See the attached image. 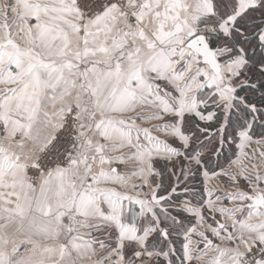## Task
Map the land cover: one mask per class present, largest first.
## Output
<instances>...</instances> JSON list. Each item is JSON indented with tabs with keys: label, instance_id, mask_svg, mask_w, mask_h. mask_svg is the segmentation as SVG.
<instances>
[{
	"label": "crops",
	"instance_id": "0c3cea01",
	"mask_svg": "<svg viewBox=\"0 0 264 264\" xmlns=\"http://www.w3.org/2000/svg\"><path fill=\"white\" fill-rule=\"evenodd\" d=\"M75 1L0 0V264H243L264 248V212L248 199L264 195V106L251 104L238 131L226 127L249 85L247 54L232 35L257 1L127 0L125 11L92 17ZM198 34L217 45L233 92L202 63L206 83L185 82L183 61L173 67L178 40ZM73 105L77 150L35 188L25 171ZM219 113V127L203 129L205 141L220 139L205 161L194 127L215 125ZM155 193L167 199L154 204Z\"/></svg>",
	"mask_w": 264,
	"mask_h": 264
},
{
	"label": "built area",
	"instance_id": "2783aa9c",
	"mask_svg": "<svg viewBox=\"0 0 264 264\" xmlns=\"http://www.w3.org/2000/svg\"><path fill=\"white\" fill-rule=\"evenodd\" d=\"M76 9L79 13L91 17L98 15L103 10L115 6L114 8L125 11L127 9V0H76ZM78 108L73 106L68 110L61 127L56 132L51 143L40 154L36 163L28 168V180L33 187H37L44 173L58 168H66L69 164L70 157L76 152L78 133ZM4 126L0 124V134ZM67 147V154L62 152L57 154L58 148ZM27 253V247L22 246L18 249L17 254L22 256ZM244 264H264V248L253 247L245 255Z\"/></svg>",
	"mask_w": 264,
	"mask_h": 264
},
{
	"label": "trees",
	"instance_id": "16d2710c",
	"mask_svg": "<svg viewBox=\"0 0 264 264\" xmlns=\"http://www.w3.org/2000/svg\"><path fill=\"white\" fill-rule=\"evenodd\" d=\"M259 7L256 8H251L249 9L246 13H244L241 17L238 18V20L236 21L235 24V29L233 31V40L235 39L238 45L242 46V48L244 49V43H246L248 40H252V42L255 44L254 46H252V48L254 49V54H258L259 59L256 60H252L251 57L248 59L250 64L253 66V68H251L249 65L248 70L247 68L243 71V73H241V77L243 78H247L249 79L251 82H253L252 85H248L246 87H242L240 90H238L237 92V97L236 100L233 102L232 105V113H231V117L229 118V122L227 125V131L228 130H239V128L243 127L246 125V122L249 118H251V114H253V110L250 107L251 104L257 103V104H261L264 106V93L262 97H259L257 95V91L259 89L264 88V85H262L261 79L257 82L253 81V76L258 75V76H262L264 78V40L262 41L260 38V35H262V33L264 32L263 30L260 31L257 34H252V36H249L250 32L254 29H259V28H264V11L263 8L261 9H257ZM261 10V11H259ZM263 12V13H261ZM254 15H256V17H258L259 15V19H256L254 17ZM256 30V31H257ZM249 33V34H247ZM212 42L213 47H217V45H215V43ZM251 68V69H250ZM257 73H255L257 70ZM249 73V74H248ZM260 73V74H258ZM260 76V77H261ZM257 79V77H255ZM248 91L253 92L254 96L249 95ZM250 103V104H249ZM221 114H219V118L217 119V123L212 127L213 130H216L219 127V123H220V119H221ZM240 116V118H239ZM233 117H236L237 120H235ZM235 122V124H234ZM261 123V121L258 119H255L254 123ZM221 124V123H220ZM217 125V126H216ZM205 126L199 125V127H194V137L195 140H199L201 142L200 134H204L203 129ZM211 127L209 129V134L213 131L211 130ZM237 131L235 134H237ZM206 134V133H205ZM216 135H214L212 138H214ZM236 137V135H235ZM236 139H234V143L236 142ZM205 142V140L203 141ZM233 142V141H232ZM233 146V145H232ZM231 146V147H232ZM226 151V152H224ZM233 151V147L231 149V152ZM222 153L224 154L221 158L222 160L220 161L221 163H224L228 160V156H229V150L227 149H223ZM224 159V160H223ZM219 163V162H218Z\"/></svg>",
	"mask_w": 264,
	"mask_h": 264
},
{
	"label": "rangeland",
	"instance_id": "374dc122",
	"mask_svg": "<svg viewBox=\"0 0 264 264\" xmlns=\"http://www.w3.org/2000/svg\"><path fill=\"white\" fill-rule=\"evenodd\" d=\"M257 1V6L256 7H259V8H257V9H261V8H263V11H264V0H256ZM14 4V3H13ZM7 6L8 7H11L12 6V3L11 2H8L7 3ZM115 6H111L110 8H107V9H105V10H103L101 13H103V12H105L106 10H108V9H116V8H114ZM255 7V8H256ZM259 11H261V10H259ZM101 13H99V14H101ZM261 13H263V12H261ZM92 16H95V15H92ZM91 16V17H92ZM254 17L256 18V19H259V15H258V17H256V15H254ZM257 29H253L251 32H250V34L249 33H247V34H249V36H252V34H254L255 32V34H257V33H259L260 31H264V28H259L257 31H256ZM180 41V42H179ZM182 41V42H181ZM234 41L236 42V40L234 39ZM224 42V41H223ZM223 42H221L220 43V45H222L223 44ZM171 44H173V43H169L168 44V46H170ZM178 44L180 45L179 47H178V52L180 51V53H177L176 55L174 54V52H176L177 50H176V45H175V47L172 49V50H170V52L169 53H171V54H173V55H175V58L176 59H178V64H174V68H177V69H179L180 68V70L182 69L181 67H183V65L185 66V67H187L186 69H188L187 71H184L185 73H184V81L186 82V78L187 77H196L199 81L201 80V82L202 83H206V77H207V73L205 72V70H204V68H202V66L200 65V63H201V61H200V58H198V57H195V56H190L189 57V51H188V49H186V47H185V41H184V39H179L178 40ZM232 46L234 45V43H232L231 44ZM255 44L252 42V40H248L246 43H244V51L246 52V54H247V58L249 59L250 57H251V59L252 60H258L259 59V56H258V54H254V49L255 48H252V46H254ZM263 50H264V48H263ZM168 51V50H167ZM197 58V59H196ZM181 61H183L182 62V64H181ZM249 61V60H248ZM185 63H187V64H189V65H187V64H185ZM249 65H251L250 64V62H249V64H248V66H247V70H248V67H249ZM251 68H253V66L251 65L250 66ZM250 68V69H251ZM258 71H260L259 69L255 72V73H257ZM201 73H203V74H205L204 76H201ZM249 74V73H248ZM258 74H260V73H258ZM261 76V75H260ZM258 76V75H256L255 74V76H253L252 78H253V81L254 82H258L260 79H261V84L262 85H264V78L261 76ZM255 77H257V79L255 78ZM241 78H243V77H241ZM247 79V78H246ZM248 80V82H249V85H252L253 84V82H251L249 79H247ZM227 81H229V82H231L232 84H236L237 82H239L240 81V79L238 80H236V81H234V80H230L229 79V77H227ZM188 83V82H187ZM187 86H189V85H187V84H185L184 86H183V90H184V93H185V95H187V91H186V87ZM193 90L195 89V87H193L192 88ZM193 90H191V91H193ZM248 93H249V95H251V96H254V94H253V92H251V91H248ZM263 93H264V88H262V89H259L258 91H257V95L259 96V97H262L263 96ZM191 95H187V97H190ZM206 98H208V96L206 95L205 96ZM185 99H186V96H185ZM211 100V99H210ZM209 103V102H208ZM250 104V103H249ZM78 108L77 107V105H73V108ZM223 107V106H222ZM208 107H206L205 108V110L207 109ZM209 109L210 108H208L206 111L208 112L209 111ZM79 111V110H78ZM220 114V113H219ZM221 115H222V113H221ZM222 117V116H221ZM235 120H237L236 119V117H233ZM239 118H240V116H239ZM1 121V120H0ZM234 124H235V122H234ZM206 128H209L210 129V127H204V129H206ZM4 129H6V127H5V125H4ZM208 129V130H209ZM211 130H213L212 129V127H211ZM203 132V131H202ZM1 134H3V133H1ZM0 134V135H1ZM206 135L207 134H200V139H201V142H203L204 140H206ZM76 139H77V145H78V140H79V137H78V133L76 134ZM226 139V138H225ZM172 140L170 139L169 140V142H171ZM219 141H220V139L218 140V137L217 138H212V140L210 139L209 141H205L204 142V144H206L204 147H205V149H204V154H203V156L201 157V159L202 160H205V161H208L210 158H211V156H212V154H213V152H214V149L215 148H217V146H218V143H219ZM224 141V140H223ZM197 142H200L199 140H197ZM78 147V146H77ZM58 152H57V154H61L62 152H65L66 154H67V147H65L64 149H62V148H58ZM76 150H77V148H76ZM26 172V175L28 174V169L25 171ZM195 173V172H194ZM172 178L173 177H165V179H164V181H162V184H163V182H165L166 184H167V187H166V189H163L162 191H161V194H163L165 191L166 192H169L172 188H173V185H172ZM36 188V187H35ZM159 190V189H158ZM172 211V210H171ZM171 213H173V216H175V217H178V218H180L181 220H183V221H185V223H186V227H191L192 226V221H194V220H192L191 219V217L190 216H188L187 214L185 215V214H183L184 216H181V215H178V214H175V212L174 211H172ZM203 216V215H202ZM155 217V216H154ZM200 217H201V215H200ZM169 218L171 219V221H173V217H171V216H169ZM179 219V220H180ZM208 220V219H207ZM185 232H187L186 231V229H184L183 231H179L178 232V237H177V239H178V241H182L183 240V235H184V233ZM158 235H160V233H158ZM212 240V239H211ZM184 242V241H183ZM166 246V245H165ZM165 246H164V248H161V249H163V250H165V249H167V248H165ZM182 246H184V245H182ZM243 264H244V262H243Z\"/></svg>",
	"mask_w": 264,
	"mask_h": 264
},
{
	"label": "water",
	"instance_id": "95a60500",
	"mask_svg": "<svg viewBox=\"0 0 264 264\" xmlns=\"http://www.w3.org/2000/svg\"><path fill=\"white\" fill-rule=\"evenodd\" d=\"M186 49L189 51L190 56H195L201 59V63L205 66L206 70L214 76L216 84L225 89L226 91L233 92L231 86L226 82L223 75L222 63L220 58L217 56L219 49L213 47L211 39L205 34H198L187 41L185 45ZM167 197H158L155 193L152 197V202L154 204H160L164 202ZM248 199L251 201V208H260L264 212V195L258 191L254 196L249 195ZM220 227L223 224L219 223ZM163 235H166L163 232ZM205 246L212 245L213 241L205 236L204 237Z\"/></svg>",
	"mask_w": 264,
	"mask_h": 264
}]
</instances>
